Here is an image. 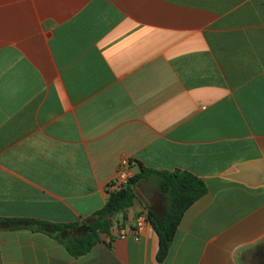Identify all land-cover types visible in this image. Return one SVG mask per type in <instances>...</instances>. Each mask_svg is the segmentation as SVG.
<instances>
[{
	"label": "crops",
	"instance_id": "0c3cea01",
	"mask_svg": "<svg viewBox=\"0 0 264 264\" xmlns=\"http://www.w3.org/2000/svg\"><path fill=\"white\" fill-rule=\"evenodd\" d=\"M122 161L207 187L163 262L142 181L89 254L0 229V264H264V0H0V217H90Z\"/></svg>",
	"mask_w": 264,
	"mask_h": 264
},
{
	"label": "trees",
	"instance_id": "16d2710c",
	"mask_svg": "<svg viewBox=\"0 0 264 264\" xmlns=\"http://www.w3.org/2000/svg\"><path fill=\"white\" fill-rule=\"evenodd\" d=\"M142 181H152L167 200L163 213L152 210L148 213V220L160 240L158 260L163 262L169 255L184 214L207 193L205 183L190 173L158 171L141 166L127 186L109 191L105 206L90 217L72 223L0 217V229L43 233L58 241L72 257H83L96 247L101 234L110 233L114 219L125 215L133 206L136 198L134 187Z\"/></svg>",
	"mask_w": 264,
	"mask_h": 264
},
{
	"label": "built area",
	"instance_id": "2783aa9c",
	"mask_svg": "<svg viewBox=\"0 0 264 264\" xmlns=\"http://www.w3.org/2000/svg\"><path fill=\"white\" fill-rule=\"evenodd\" d=\"M133 177L130 169V163L128 161H122L118 169V173L114 179L112 189L118 190L129 184L130 179ZM148 222V215L141 214L136 218V229L133 231V236L138 239L140 232L144 229ZM120 239H126L127 233L120 232L118 234ZM111 238V237H110Z\"/></svg>",
	"mask_w": 264,
	"mask_h": 264
}]
</instances>
